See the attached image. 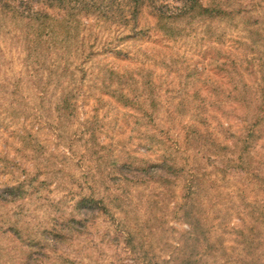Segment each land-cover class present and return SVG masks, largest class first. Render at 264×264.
Listing matches in <instances>:
<instances>
[{
	"label": "rangeland",
	"instance_id": "1",
	"mask_svg": "<svg viewBox=\"0 0 264 264\" xmlns=\"http://www.w3.org/2000/svg\"><path fill=\"white\" fill-rule=\"evenodd\" d=\"M216 2L0 9V264H264V0Z\"/></svg>",
	"mask_w": 264,
	"mask_h": 264
},
{
	"label": "trees",
	"instance_id": "2",
	"mask_svg": "<svg viewBox=\"0 0 264 264\" xmlns=\"http://www.w3.org/2000/svg\"><path fill=\"white\" fill-rule=\"evenodd\" d=\"M165 0H32L34 5H37L36 11L26 10L27 5L24 7L26 11H20L23 3L26 0H0V9L3 11L10 10L13 15H17L22 21L30 24L36 21H40V27L45 28L46 20L50 18L43 7L49 9H59L60 11H66V16L70 18V21H65L66 25L69 23H78L80 18L92 17L102 18L106 20H112L115 18L126 20L127 16L130 18L129 22H136L141 10L144 7L150 6L155 10V15L160 19L163 15L162 9L165 7ZM182 6L180 12L183 14L205 15L208 18H215L219 14L223 13V5L217 3L216 0H176ZM207 1L208 4L204 5L203 2ZM12 2L13 4H9ZM18 2V3H17ZM28 2V1H27ZM17 3V4H16ZM69 12V13H68ZM74 12H78L75 14ZM63 17L62 21L64 20ZM116 19V20H119ZM134 26V25H133ZM16 189H6L0 194V198L12 197V201L16 199ZM15 199H14V198ZM32 260L31 257L26 258L25 261Z\"/></svg>",
	"mask_w": 264,
	"mask_h": 264
}]
</instances>
